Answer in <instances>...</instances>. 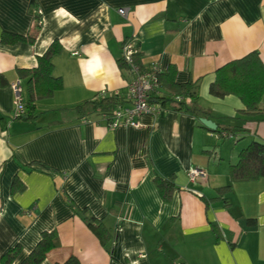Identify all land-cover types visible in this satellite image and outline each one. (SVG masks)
Wrapping results in <instances>:
<instances>
[{"label": "crops", "instance_id": "obj_1", "mask_svg": "<svg viewBox=\"0 0 264 264\" xmlns=\"http://www.w3.org/2000/svg\"><path fill=\"white\" fill-rule=\"evenodd\" d=\"M2 32L32 41L0 42V257L18 245L19 264L53 230L55 245L38 264L70 256L79 264H264V177L218 191L240 150L264 143V92L253 114L241 112L236 95L209 92L226 62L255 50L264 63V0H0ZM126 40L143 67L156 63L174 70L175 83L192 82L205 114L166 102L139 127L111 129L99 112L76 108L102 91L125 92L132 74L117 60ZM53 41L51 74L62 88L14 118L11 82L27 100L17 68L35 67ZM193 166L205 177L190 181ZM156 178L172 182L168 200ZM92 217L109 233L105 244Z\"/></svg>", "mask_w": 264, "mask_h": 264}, {"label": "trees", "instance_id": "obj_2", "mask_svg": "<svg viewBox=\"0 0 264 264\" xmlns=\"http://www.w3.org/2000/svg\"><path fill=\"white\" fill-rule=\"evenodd\" d=\"M38 24V23H36ZM18 41H32V36H24L10 32H2L0 42L12 44ZM60 51V45L53 41L47 49L37 56V64L32 68H17L18 75L26 77L27 100L25 101L26 112L30 111L34 100L51 96L54 90L61 89L63 84L59 77L52 76V61L54 54ZM139 53L133 56L134 62L143 67L138 61ZM120 69H128L127 63L122 56L117 60ZM174 70L170 68L167 72H159L158 78L160 84L169 90L173 95L180 96L179 100H174L170 96L162 98L163 103H172V108L177 110H186L195 115L205 114V111L196 106L193 101L195 97V86L192 82L175 83L173 79ZM5 83V79L0 75V85ZM209 92L216 97H224L228 94L236 95L243 103V114H253L258 110L262 92H264V63H262L257 51H250L244 56L232 59L215 71V78L209 86ZM116 97L105 95L93 100L84 101L76 106L79 110L86 113L109 111L115 104ZM83 108V109H81ZM28 110V111H27ZM227 131H234L237 128H224ZM220 132L217 129L212 130ZM228 133V132H227ZM264 177V143L251 141L246 147L242 148L238 154V159L229 166L230 181L226 186L218 188L219 192L230 189L232 183L237 180H251ZM156 185L162 196V199L168 200L172 191V182L170 180L156 178ZM89 226L96 233L102 243L109 240L107 233L101 225H94L91 222L94 218H89ZM55 232L42 231L40 238L30 251V253L19 264H38L46 253L54 247ZM19 250L15 245L9 248L0 257L2 264H14L13 260ZM62 264H79L74 256H70Z\"/></svg>", "mask_w": 264, "mask_h": 264}, {"label": "built area", "instance_id": "obj_3", "mask_svg": "<svg viewBox=\"0 0 264 264\" xmlns=\"http://www.w3.org/2000/svg\"><path fill=\"white\" fill-rule=\"evenodd\" d=\"M37 12L40 13V9ZM117 12L125 16L127 8H118ZM136 52L137 49L131 41L126 40L122 43L121 56L127 63L132 78L127 83L123 94L119 92L111 94L116 97L114 106L109 111L100 113V116L106 121L107 127L111 129L128 126L139 127L142 115L157 116L165 110L162 101L164 95L160 91L161 84L158 78L160 68L156 63H151L147 67H140L133 59ZM10 87L13 94L12 115L14 118H21L25 115V99L20 81L11 82ZM100 95L105 96V91H102ZM170 97L174 100H179L180 98L178 95H171ZM219 133L220 136L226 135L224 132ZM205 175V170L200 167L193 166L187 170V177L190 181L203 178Z\"/></svg>", "mask_w": 264, "mask_h": 264}, {"label": "water", "instance_id": "obj_4", "mask_svg": "<svg viewBox=\"0 0 264 264\" xmlns=\"http://www.w3.org/2000/svg\"><path fill=\"white\" fill-rule=\"evenodd\" d=\"M199 120L209 130H216L217 124L211 119L201 117Z\"/></svg>", "mask_w": 264, "mask_h": 264}]
</instances>
